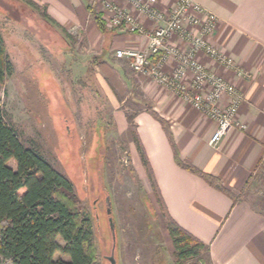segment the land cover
<instances>
[{
    "label": "crops",
    "instance_id": "0c3cea01",
    "mask_svg": "<svg viewBox=\"0 0 264 264\" xmlns=\"http://www.w3.org/2000/svg\"><path fill=\"white\" fill-rule=\"evenodd\" d=\"M31 1L46 7L67 34L80 32L88 52L94 56L91 62L98 71V80L102 76L120 98L114 101L107 95L117 129L125 132L129 126L126 116L132 117L163 209L208 246L209 264H264V197L254 200L263 192L261 182L264 184V0H192L216 15L217 25L209 41L219 53L230 56L234 66L226 67L202 52L197 54V60L235 85L244 100L235 116V126L217 146L208 143L216 127L214 120L150 76L135 74L126 58L116 57V49L146 50L147 35L123 29L102 33L86 8L89 4L99 13L94 0ZM110 1L126 5L123 0ZM173 1L158 0V8L168 14ZM130 12L144 28L152 27L149 19L133 9ZM168 42L179 51L186 50L181 32L173 34ZM176 65L177 59L170 57L162 68L171 74ZM183 83L191 87L190 74ZM128 98L135 105L132 114L124 106ZM225 103L222 98L220 106ZM149 108L158 113L162 122ZM170 139L182 161L214 176L225 189L242 194V198L233 202L200 176L181 168ZM132 151L133 161H139V165L135 164L137 173L150 187L136 148Z\"/></svg>",
    "mask_w": 264,
    "mask_h": 264
},
{
    "label": "rangeland",
    "instance_id": "374dc122",
    "mask_svg": "<svg viewBox=\"0 0 264 264\" xmlns=\"http://www.w3.org/2000/svg\"><path fill=\"white\" fill-rule=\"evenodd\" d=\"M0 32L13 64L0 84L5 120L73 182L78 207L92 218L94 264H110L112 252L116 264H175L165 211L132 158L134 147L140 158L135 128L117 129L107 95L120 98L98 80L80 32L55 28L20 0H0ZM124 106L133 113L129 98ZM261 188L254 200L264 197Z\"/></svg>",
    "mask_w": 264,
    "mask_h": 264
},
{
    "label": "trees",
    "instance_id": "16d2710c",
    "mask_svg": "<svg viewBox=\"0 0 264 264\" xmlns=\"http://www.w3.org/2000/svg\"><path fill=\"white\" fill-rule=\"evenodd\" d=\"M48 24L64 29L31 0H20ZM102 33L107 28L99 13L86 4ZM65 32V31H64ZM13 72V64L0 32V84ZM150 109V108H149ZM150 112L158 121L162 118ZM128 124L134 126L131 116ZM135 145L150 185L162 208L159 191L136 132ZM176 163L200 176L209 185L228 195L233 202L242 198L225 189L214 176L182 161L170 139ZM14 160V167L9 162ZM166 229L173 246L175 264H209L208 246L179 226L166 212ZM206 256L207 262L203 261ZM96 259L92 218L78 207L73 182L32 147L25 146L5 120L0 99V264H94Z\"/></svg>",
    "mask_w": 264,
    "mask_h": 264
},
{
    "label": "built area",
    "instance_id": "2783aa9c",
    "mask_svg": "<svg viewBox=\"0 0 264 264\" xmlns=\"http://www.w3.org/2000/svg\"><path fill=\"white\" fill-rule=\"evenodd\" d=\"M123 1L125 6L110 0H94V3L99 6L98 12L107 29L145 34L148 48L116 49V57L126 58L135 74L150 76L182 95L194 108L214 120L216 127L208 143L217 146L235 126V116L244 100L235 85L207 70L196 58L202 52L226 67L234 66L232 58L219 53L209 41L217 25L216 15L192 0H174L168 14L158 8V0ZM132 9L152 22L149 30L138 22L136 15L130 12ZM177 32H181L187 43L183 52L168 42ZM170 57L177 59V65L171 74H167L162 67ZM187 74L191 75L190 88L183 83ZM222 98L226 103L220 106Z\"/></svg>",
    "mask_w": 264,
    "mask_h": 264
},
{
    "label": "water",
    "instance_id": "95a60500",
    "mask_svg": "<svg viewBox=\"0 0 264 264\" xmlns=\"http://www.w3.org/2000/svg\"><path fill=\"white\" fill-rule=\"evenodd\" d=\"M107 201H108V197H107ZM107 211L110 212V209H108ZM111 229L113 230V223H111ZM113 238H114V236H113ZM107 259L109 260L110 264H116V260L114 258L113 252L111 253L110 256L107 257Z\"/></svg>",
    "mask_w": 264,
    "mask_h": 264
}]
</instances>
